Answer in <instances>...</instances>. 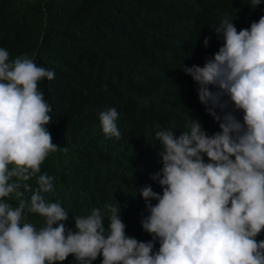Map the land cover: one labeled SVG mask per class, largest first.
Returning a JSON list of instances; mask_svg holds the SVG:
<instances>
[{
  "label": "clouds",
  "instance_id": "9594fccd",
  "mask_svg": "<svg viewBox=\"0 0 264 264\" xmlns=\"http://www.w3.org/2000/svg\"><path fill=\"white\" fill-rule=\"evenodd\" d=\"M261 3L251 0L254 8ZM214 32L222 46L210 37L196 45L207 59L203 67L178 50L181 63L171 71L148 70L147 82L138 83L134 70L128 81L118 69L109 78L111 90L138 105L126 117L146 118L151 98L180 88V78L182 90L198 89L195 105L209 115L182 112L179 136L155 133L157 167L127 192L125 210L109 203L82 211L61 198L64 203L45 199L55 193V178L40 174L41 165L50 153L68 151L48 130L55 123L46 94L57 98L59 88H38L55 73L27 54L10 60L0 48V264H264V16L239 31L225 16ZM152 74L164 86L156 94ZM113 106L99 113V122L106 137L119 139L121 105ZM73 112L80 126L91 121ZM34 177L35 189L27 183ZM21 187L31 197L15 207L5 202Z\"/></svg>",
  "mask_w": 264,
  "mask_h": 264
},
{
  "label": "trees",
  "instance_id": "16d2710c",
  "mask_svg": "<svg viewBox=\"0 0 264 264\" xmlns=\"http://www.w3.org/2000/svg\"><path fill=\"white\" fill-rule=\"evenodd\" d=\"M225 16L238 31L250 28L264 16V0L256 8L251 0H0V48L9 52L10 60L27 54L55 73L54 79L40 81L39 89L59 88L53 89L57 98L46 94L55 123L48 130L52 142L68 151L50 153L41 165L40 174L55 178L57 197L47 193L46 200L76 205L82 211L109 203H118L123 210L129 207L127 192H135L139 176L157 167L155 133L166 129L179 136L178 124L185 120L182 112L208 114L204 105H195L198 89L187 84L182 90L180 78V88L151 98L142 113H149L146 118L126 117L130 111L138 112V105L131 95L121 97L111 90L109 78L118 69L128 81L134 70L138 83L147 82L148 70L161 65L171 71L181 63L178 50L187 52L193 65L203 67L207 59L196 52V45L210 37L222 46L214 29ZM199 19L204 22L196 27ZM150 81L155 94L164 88L154 74ZM144 94L150 95L147 90ZM75 99L78 107L68 106ZM170 99L176 102L170 105ZM186 100L189 107L181 103ZM116 101L121 105L119 139L106 137L99 122V113L115 108ZM73 111L86 113L84 121H91L80 126ZM237 116L242 120L243 113ZM158 161L162 163L160 156ZM36 179L27 181L33 189ZM24 197L31 193L21 187L5 202L15 207Z\"/></svg>",
  "mask_w": 264,
  "mask_h": 264
},
{
  "label": "bare ground",
  "instance_id": "6f19581e",
  "mask_svg": "<svg viewBox=\"0 0 264 264\" xmlns=\"http://www.w3.org/2000/svg\"><path fill=\"white\" fill-rule=\"evenodd\" d=\"M161 111V110H160ZM148 114V113H147ZM116 141H118V140H116ZM113 143V142H112Z\"/></svg>",
  "mask_w": 264,
  "mask_h": 264
}]
</instances>
